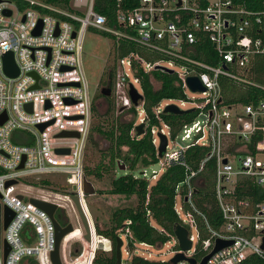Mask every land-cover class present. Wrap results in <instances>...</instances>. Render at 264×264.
<instances>
[{"label":"built area","instance_id":"1","mask_svg":"<svg viewBox=\"0 0 264 264\" xmlns=\"http://www.w3.org/2000/svg\"><path fill=\"white\" fill-rule=\"evenodd\" d=\"M114 3L115 22L121 29L109 26L107 18L95 12L94 0H69L68 8L44 0H0V170L4 171L0 174V264H23L26 260L52 264L54 225L29 199L48 201L44 197L24 198L17 190L19 179H37L51 173L66 175L70 195L75 186L74 194L86 214L84 149L92 122V100L81 53L83 36L89 28L135 43L159 57L156 62L147 63L139 55L130 53L118 60V77H127L130 73L133 81L129 83L134 87L139 85V80L133 75V64L145 73L153 71L155 66L172 70L182 89L187 88V77H197L205 89L199 93L202 96L199 104L190 103L199 111L198 115L203 114L202 120L184 124L172 137L159 115L167 105L178 102L173 105L182 110L188 102L168 100L163 108L159 103L153 110L162 127L157 131L149 129L156 155L160 143L158 134L167 139L166 150L158 158L161 174L178 164L190 147L207 149L199 166L188 169L185 179L175 188L177 224L187 230L191 242L185 257L195 259L197 250L203 252L199 260L195 259L198 264L212 251L215 241L222 240L231 244L211 255L205 264H239L250 255L264 263L261 248L264 239V102L256 106H228L220 84V80L226 78L244 87H257L244 74L251 72L255 57L264 56V0H114ZM40 22L36 35L34 31ZM205 43L214 51L212 63L188 56L192 48ZM9 52L18 69L16 77L7 76L3 70V56ZM176 67L179 72L175 71ZM118 83L121 84L120 79ZM139 107L142 108V102ZM141 112L144 116L143 109ZM145 122V118L140 121L146 125ZM40 125L46 127L40 131ZM64 132L77 133L78 137L61 136ZM178 136L188 143L177 150L174 147ZM57 150H68V153H57ZM208 161L214 162L211 197L221 219L218 228H211L206 215L194 204L196 190L202 184L199 174ZM21 163L23 166L19 169ZM160 175L153 173L151 180L156 181ZM8 181L15 184L5 187ZM5 208L11 210L13 217L4 229ZM198 221L207 231L205 239L201 238ZM88 223L90 240L84 239L85 232L84 240L82 232L79 239L83 245L86 241L92 246V238L98 234L89 218ZM129 234L126 230L125 236ZM171 239L177 246V250L171 252L173 257L181 250L174 236ZM62 243L61 264H94L98 258L96 249L89 246V251L85 246L79 255L71 257V253L62 251ZM5 244L9 248L6 255ZM136 244L150 247L145 243L134 246ZM111 250L112 245L107 250L108 256ZM122 251L121 247V256ZM124 251L127 259H121V264H129L132 257L127 249ZM134 251L144 254L138 248Z\"/></svg>","mask_w":264,"mask_h":264},{"label":"trees","instance_id":"2","mask_svg":"<svg viewBox=\"0 0 264 264\" xmlns=\"http://www.w3.org/2000/svg\"><path fill=\"white\" fill-rule=\"evenodd\" d=\"M44 1L68 8L69 0ZM94 10L107 18L109 26L121 29L115 22L116 6L114 0H94ZM101 33L109 35L104 32ZM109 36L113 39L112 51L113 58L116 62L130 53L139 55L147 63H154L159 60L158 56L149 53L135 43L126 40H117L115 37ZM213 55L214 51L209 43L197 45L188 53L189 57L205 63H212L214 59ZM250 69L251 72L244 74V76L254 85H257V87H244L226 78L220 80L223 100L226 105L250 104L256 106L259 102H264V89H262L264 88V56L255 57ZM132 70L134 77L139 80L140 92L143 96L142 109L147 127L144 125V134L141 136H137L135 130L139 124L133 122L116 124L115 128L109 133H103L112 140V147L110 152L107 153L108 155H106L109 161L105 166L98 165L94 171H91V174L96 179H100L102 178L103 170L110 175L113 170L115 172L118 170L121 171L122 164H127L128 168L123 171L129 173L114 176L110 181L109 188L105 191H98V194L135 197L138 204L135 209L126 208L115 210L110 217L112 226L109 230L100 231L101 229L95 224L96 233L111 241L112 250L110 256L101 260L96 258L94 264H116L115 247L117 238H125L126 248L129 251L134 250L135 243H145L149 246L159 247L168 242L173 237V227L179 222L174 212L175 188L185 179L189 171L188 169H196L201 160L207 155V149L205 148L190 147L183 154L180 162L163 172L152 185L141 175L142 170L146 167L158 163V157L149 131L150 127L159 124L158 120L154 117V108L162 100L185 101V96L181 88V82L176 74L155 70L145 73L135 64L132 65ZM108 76L111 78L113 72H109ZM154 82L158 84L157 88L154 87ZM109 91L105 89L106 97L110 95ZM95 110V104L92 102V117L96 112ZM129 111L136 115V109L133 106L129 107ZM198 114L199 111L194 110L183 115L161 112L159 116L161 121L169 127L172 137H175L181 127L193 121ZM98 131L100 132V129ZM122 149H126L125 153L122 152ZM213 167L214 162L208 161L205 169L199 174V180H201L202 184L196 190L194 204L206 215L209 226L211 228H218L221 224V219L216 204L211 197ZM138 170L141 172L136 177L132 173ZM84 177L86 178L85 173ZM61 221H58L61 226L67 224V221ZM197 224L201 232V238L205 239L207 237V231L204 224L200 221ZM126 230L130 234L125 236ZM72 255H77L76 249L72 252ZM202 256L203 252L197 250L194 258L199 260ZM23 264L37 263L33 260H26ZM129 264L169 263L145 260L134 255L130 259ZM239 264L264 263L260 258L250 255Z\"/></svg>","mask_w":264,"mask_h":264},{"label":"rangeland","instance_id":"3","mask_svg":"<svg viewBox=\"0 0 264 264\" xmlns=\"http://www.w3.org/2000/svg\"><path fill=\"white\" fill-rule=\"evenodd\" d=\"M213 1V0H212ZM113 39L109 35H105L95 29H87L83 36V46L81 53L82 67L84 76L88 86L89 96L95 104V114L92 117L91 127L88 133L87 141L84 149V173L86 174V180L92 184L95 189V194L91 196H84L86 215L92 222L93 227L98 225L100 231H106L111 229L110 217L115 210L118 209H135L137 206V199L135 197H124V196H111V195H100L98 191H105L110 186V181L114 176L122 175L123 173L128 174L129 172L113 170L110 175L103 170L102 178L96 179L91 171H94L98 165H107L109 159L106 155L110 152L112 147V140L105 134L109 133L115 128L116 124L133 122L140 124V121L144 118L141 112L142 108L134 107L136 109V115L129 111V107L132 106L128 97L127 83L133 81V77L128 73L127 77L123 75L119 78V70L117 68V62L113 58ZM126 70V69H125ZM113 72V76L109 79V72ZM175 71H180L179 67L175 68ZM183 71V70H182ZM120 79L121 84L118 83ZM110 83V86L108 85ZM110 87V88H109ZM154 87L157 88L158 84L154 82ZM109 89L110 95L105 96L101 93V89ZM135 88L141 94V90L138 84H135ZM186 102H188L182 110H188L193 108L190 103L199 104V99L202 96L199 93H193L188 88L183 89ZM129 102V103H128ZM168 103V100H162L160 102V108ZM173 104H178L173 103ZM203 114L198 115L194 120H202ZM98 127V128H97ZM162 125H154L152 128L158 130ZM97 128V129H96ZM100 129V132L98 131ZM105 133V134H103ZM181 136V135H180ZM178 136L175 140V149H180L188 141L182 142ZM170 148L173 145L170 144ZM126 149H122L125 153ZM122 163V161H121ZM124 170L128 168V165L122 164ZM142 175L149 182L150 185L155 183V180H151L153 173L160 175L162 170L158 163L151 164L142 170ZM141 171H134V176H139ZM4 171L0 170V174ZM67 176L61 173H51L47 175H41L39 178L27 177L19 179V186L17 190L22 193V196L26 199L30 197H44L48 202L60 205L63 207L67 216V224L71 223L74 229L82 232V239L84 230L80 222L77 211L70 200V186L66 182ZM177 206H180L178 203ZM95 229V227H94ZM77 232V231H76ZM80 234L74 236L72 239H68L62 243V251H68L71 253V257H75L82 252L83 248L89 251V247L96 249V254L99 260L106 258L110 252L111 245L107 239H103L101 236L94 235L91 243L88 242L83 245V242L79 239ZM123 240V251L122 261H126L125 256L126 240ZM84 240V239H83ZM107 240V241H106ZM140 249L144 254L136 251H129L131 257L136 254L142 255V257L149 259L150 261H162L168 262L172 258V253L177 250V246L173 239H170L162 247H139L135 245V249ZM77 255H72L75 251ZM151 254L152 257H148L147 254ZM137 256V255H136ZM128 263V262H127Z\"/></svg>","mask_w":264,"mask_h":264},{"label":"water","instance_id":"4","mask_svg":"<svg viewBox=\"0 0 264 264\" xmlns=\"http://www.w3.org/2000/svg\"><path fill=\"white\" fill-rule=\"evenodd\" d=\"M6 14L9 15L10 12L7 11ZM40 25H41V22H40L38 28L34 31V34H36V35L39 34ZM73 36H74V34H73ZM3 70L7 76L16 77L18 75V69L14 63L13 55L10 52L6 53L3 56ZM154 70L155 71H161L164 73L173 74L172 70L167 69V68L162 67V66H155ZM185 84H186L187 88L193 93H201V92L205 91L204 87L201 85V83L199 82L197 77H187L185 79ZM101 92H102V94L106 95V92L104 89ZM127 93H128L130 104L135 108L138 107L139 103L143 100L142 94H140L137 91V89L131 83H129V85H128ZM28 107L30 108L31 106L29 105ZM193 111H194V108L188 109V110H180L176 105H173V104L167 105L163 110V112H165V113H171V114H175V115H183V114L190 113ZM45 127H46V125L38 126L40 131H42L43 128H45ZM143 127H144L143 123H140L139 125L136 126L135 130H136L137 136H141L144 134ZM61 136L78 137V134L77 133H71V132H64L61 134ZM158 137H159L160 143H159V146L157 148V157L161 158L163 156L165 150H166L167 139L162 134H158ZM56 152L57 153H68V150H57ZM223 163H226V160H223ZM22 166L23 165L21 163L18 168L21 169ZM121 167H122L121 169L124 170V167L122 165H121ZM141 175H142V173H141ZM13 184H15V181H8L5 184V187L11 186ZM75 190H76V187L72 186L70 200L72 201V203H73V205L77 211L80 222H81L82 227L84 229V232H85L84 239L89 241L90 240V224L88 223V218L85 214L84 209L82 208L78 198L74 194ZM83 194L86 197L95 194L94 187L92 186V184L90 182H88L86 180L85 177L83 179ZM19 198H22V196H19ZM185 201H186V199H185ZM29 202L32 203L33 205L37 206L39 209L44 211L50 217V219L54 225V229H55L54 250L50 254V261L52 264H61L60 263V256H59L60 245H61L63 239L74 231L72 224L68 223L65 226H61L58 223V221L54 217V212L58 207L56 204L49 203L46 201H41V200L34 199V198L29 199ZM12 217H13V213L11 212V210H9L8 208H5L4 209V220H3L4 229L7 227L8 223L11 221ZM173 236L176 239L178 248H179V250H181V252L175 254L168 261V263L169 264H178L179 262L187 261L190 264H196L195 259L186 258L184 255L185 252H187L191 249V242L188 240L187 230L184 229L179 224H176L173 227ZM122 244H123L122 240L120 238H117L116 239V247H115L116 264H121V247H122ZM229 244H231V242H229V241L216 240L212 251L208 255L204 256L198 264H205L207 262V260L211 257V255H213L215 252H217L218 250H220L221 248H223ZM261 248L264 249V239H263V243H262ZM8 250H9V248L5 244V255H6Z\"/></svg>","mask_w":264,"mask_h":264},{"label":"flooded vegetation","instance_id":"5","mask_svg":"<svg viewBox=\"0 0 264 264\" xmlns=\"http://www.w3.org/2000/svg\"><path fill=\"white\" fill-rule=\"evenodd\" d=\"M110 79V78H109ZM108 85L110 86V83H108ZM103 90V88L101 89V91ZM105 90V89H104ZM102 93V92H101ZM57 209L54 212V217L56 220H58L59 222H62L61 220H65L67 221V216L65 214V211L63 210V207L60 205H57ZM69 237V239L71 238V236H67V238ZM68 239V240H69Z\"/></svg>","mask_w":264,"mask_h":264},{"label":"bare ground","instance_id":"6","mask_svg":"<svg viewBox=\"0 0 264 264\" xmlns=\"http://www.w3.org/2000/svg\"><path fill=\"white\" fill-rule=\"evenodd\" d=\"M76 231H77V232H76ZM78 233L81 235V231H80V230L74 229V231H73L71 234H69L68 236H71L70 239H72V238H74V236L77 235ZM67 240H68V238H67V236H66V238H65L64 241H67Z\"/></svg>","mask_w":264,"mask_h":264}]
</instances>
